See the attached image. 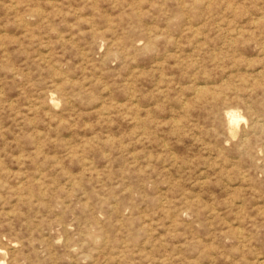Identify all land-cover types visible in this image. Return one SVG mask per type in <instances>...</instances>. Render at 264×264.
Here are the masks:
<instances>
[{
	"label": "rangeland",
	"instance_id": "rangeland-1",
	"mask_svg": "<svg viewBox=\"0 0 264 264\" xmlns=\"http://www.w3.org/2000/svg\"><path fill=\"white\" fill-rule=\"evenodd\" d=\"M263 122L264 0H0V264H264Z\"/></svg>",
	"mask_w": 264,
	"mask_h": 264
},
{
	"label": "bare ground",
	"instance_id": "bare-ground-1",
	"mask_svg": "<svg viewBox=\"0 0 264 264\" xmlns=\"http://www.w3.org/2000/svg\"><path fill=\"white\" fill-rule=\"evenodd\" d=\"M200 88V87H199ZM237 110V109H236ZM235 109H234V111H236ZM229 111V110H228ZM239 113V112H238ZM239 115H237L236 113H234V112H229L228 114H227V120H228V122L234 127V126H237V125H240L239 124ZM241 118V117H240ZM224 122V121H223ZM241 122H243V121H241ZM264 123V122H263ZM223 124V123H222ZM264 126V125H263ZM224 127V126H223ZM243 127H245L244 126V124H243ZM242 128V127H241ZM226 129V128H225ZM250 129V128H249ZM235 130V129H234ZM243 130H244V128H243ZM242 130V131H243ZM245 130H246V128H245ZM231 132V131H230ZM235 132V131H234ZM244 132V131H243ZM249 132V131H248ZM243 134H245V132L243 133ZM229 135H233V134H229ZM235 135V134H234ZM236 135H237V133H236ZM234 137H237V136H234ZM233 137V138H234ZM229 138V137H228ZM245 138H247V137H245ZM245 138H242V139H245ZM231 139V138H230ZM241 139V140H242ZM244 141V140H243ZM245 143V142H244Z\"/></svg>",
	"mask_w": 264,
	"mask_h": 264
}]
</instances>
